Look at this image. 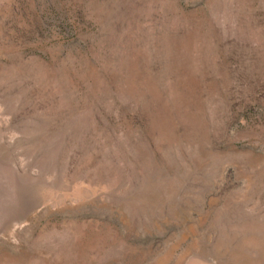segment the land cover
Returning <instances> with one entry per match:
<instances>
[{
  "label": "rangeland",
  "instance_id": "rangeland-1",
  "mask_svg": "<svg viewBox=\"0 0 264 264\" xmlns=\"http://www.w3.org/2000/svg\"><path fill=\"white\" fill-rule=\"evenodd\" d=\"M0 264H264V0H0Z\"/></svg>",
  "mask_w": 264,
  "mask_h": 264
}]
</instances>
